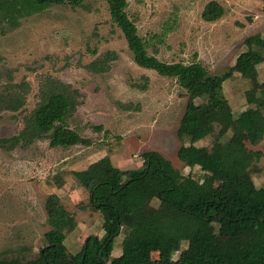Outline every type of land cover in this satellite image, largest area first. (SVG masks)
<instances>
[{"label": "rangeland", "instance_id": "rangeland-1", "mask_svg": "<svg viewBox=\"0 0 264 264\" xmlns=\"http://www.w3.org/2000/svg\"><path fill=\"white\" fill-rule=\"evenodd\" d=\"M209 1L128 0L127 10L151 53L168 62L201 61L211 72L221 73L246 49L249 36L264 34V0H218L226 13L216 21L202 17ZM109 56L114 58L109 60L108 70L92 66ZM258 73L249 81L234 71L225 81L235 118L221 139L216 127L213 134L197 142L202 157L218 150L220 141L244 123L241 112L252 106L247 90L264 86V62L258 65ZM54 80L79 91L80 103L68 123L93 143L54 147L48 137H42L13 150H0V258L27 260L38 254L45 232L51 228L49 217L56 199L75 217L66 231L70 252H79L88 236L103 237L102 215L91 208L81 209L87 193L72 171L84 169L105 155L114 165L131 169L143 165L144 151L158 150L183 173L194 177L202 173L201 158L186 165L178 156L189 144L178 136L187 102L184 87L176 78L162 76L133 59L106 0H84L83 6L77 7L53 5L24 18L16 28L0 23V91L7 83H24L19 89L26 90L23 108L0 111L1 137L23 129L25 117ZM146 80L144 89L139 85ZM97 125L102 129H96ZM249 146L262 156L245 170L247 189L264 186V138ZM143 197L155 203L151 194ZM130 229V223L122 226L107 264H124L121 242ZM210 231L217 242L247 243L243 236H223L215 221ZM258 234L264 238V222ZM190 255L183 243L172 257L187 259ZM153 257H158V251Z\"/></svg>", "mask_w": 264, "mask_h": 264}, {"label": "trees", "instance_id": "trees-1", "mask_svg": "<svg viewBox=\"0 0 264 264\" xmlns=\"http://www.w3.org/2000/svg\"><path fill=\"white\" fill-rule=\"evenodd\" d=\"M114 23L122 30L133 59L142 67L162 76L176 78L184 87L187 102L180 120L178 136L188 140L178 156L186 165L201 158V175L182 172L158 150L142 153L139 168L122 169L108 155L93 161L84 169L73 170L87 193L81 209L91 208L102 215L103 237L88 236L81 250L67 253L66 231L75 217L56 199L49 217L51 228L45 232V243L31 259L3 256L0 264H107L115 238L122 226L131 224L122 239L124 264H264V238L258 234L264 222V186L247 189L245 170L259 161L262 152L249 145H258L264 138V86H252V106L241 112L243 124L229 138L220 141V148L202 157L198 141L218 128V139L232 127L235 114L226 96L224 83L239 72L246 80L258 76V65L264 62V34L246 39V49L235 63L221 73H213L201 61L168 62L151 53L147 41L139 34L136 22L129 16L128 0H106ZM83 6L84 0H0V23L10 28L22 20L53 5ZM226 9L218 0H210L202 11L207 21H216ZM109 56L92 66L96 70L110 68ZM24 83H7L0 91V111H18L26 104ZM146 82L142 88H146ZM201 100L198 102V100ZM79 91L62 81L54 80L43 90L34 109L25 117L23 129L11 136H0V150H13L19 145L48 137L54 147L89 146L84 136L68 123L77 109ZM96 129H102L97 125ZM221 183L223 185H221ZM151 194L155 203L146 201ZM223 236H243L246 244L217 242L211 234L212 222ZM187 244L189 258H173L174 251ZM69 251V250H68ZM158 251V257L153 253Z\"/></svg>", "mask_w": 264, "mask_h": 264}, {"label": "water", "instance_id": "water-1", "mask_svg": "<svg viewBox=\"0 0 264 264\" xmlns=\"http://www.w3.org/2000/svg\"><path fill=\"white\" fill-rule=\"evenodd\" d=\"M67 253L69 254L70 259H73L72 253L70 251H68V250H67ZM106 259H108V257Z\"/></svg>", "mask_w": 264, "mask_h": 264}]
</instances>
